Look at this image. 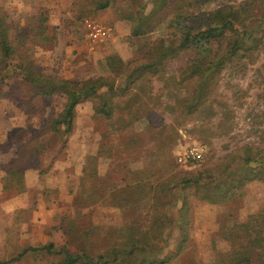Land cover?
Here are the masks:
<instances>
[{
    "label": "rangeland",
    "instance_id": "rangeland-1",
    "mask_svg": "<svg viewBox=\"0 0 264 264\" xmlns=\"http://www.w3.org/2000/svg\"><path fill=\"white\" fill-rule=\"evenodd\" d=\"M36 1L26 3L34 8ZM99 1L81 0L80 16L70 25L66 21L62 37H57L61 25L49 30L47 11L29 9L22 18L7 13L8 36L26 39L29 56L46 74L85 81L113 78V69L119 66L125 71L111 93L112 116L96 112L97 99L84 101L77 106L75 128L68 135L51 125L66 103L62 90L50 96L36 94L14 72L0 85V179L12 169L31 172L29 187L21 192L4 191L0 182L1 260L27 246L49 242L56 247L68 242L73 250L84 247L93 253L125 242L135 227L148 224L154 210L153 186L159 182L177 173L178 177L197 175L228 157L230 166L236 168L245 146L264 151V46L251 58L225 69L212 99L189 112L182 101L188 87L177 82L191 53L171 59L164 75L135 80L122 89L131 70L145 61L148 47L156 39L173 35L169 25L176 14L187 9L205 14L243 0H169L161 9L160 1L112 0L108 11L97 7ZM43 2L54 10L61 6L64 12L72 8L75 13L78 8L73 0ZM12 3L0 0V12ZM156 9L151 15L156 20L153 28L129 37L130 15H149ZM91 18L112 26V37L92 42L84 27L85 19ZM112 19H120L122 27H115ZM112 55L119 59L108 60ZM107 90L103 87L99 93ZM192 144L205 147L203 161L180 160ZM186 193L189 235L186 248L172 258L177 264H216L219 252L230 248L223 231L246 222L264 207V182L260 180L249 182L242 194L221 204L198 200L194 189ZM181 204L175 195H168L159 208L178 217ZM163 233L164 239L157 243L163 249L161 257H172L181 231L170 226ZM42 256V252L29 253L11 264H43Z\"/></svg>",
    "mask_w": 264,
    "mask_h": 264
},
{
    "label": "trees",
    "instance_id": "trees-1",
    "mask_svg": "<svg viewBox=\"0 0 264 264\" xmlns=\"http://www.w3.org/2000/svg\"><path fill=\"white\" fill-rule=\"evenodd\" d=\"M154 1H160L161 9L169 0ZM111 5L112 0H100L97 3L100 9ZM157 10H152L149 15L136 17V12L130 15L128 19L132 21L133 37L146 34L153 28L155 19L151 15L154 16ZM6 18L8 14L0 12V85L7 83L14 72L31 84L36 94L50 96L62 90L67 98L66 103L51 125L53 130H63L65 135L74 130L77 106L84 101L97 99L96 112L112 116L115 105L111 93L115 92L117 77L124 75L125 69L122 66L113 69L116 71L113 78L99 77L85 81H69L56 74H46L36 68L29 56L26 39L16 37V40L8 36ZM263 20L264 0H243L239 5L229 3L205 14L190 13L188 9L178 13L170 20L169 28L173 35L156 39L148 47L144 54L145 61L131 70L127 75L129 79L126 78L128 83L122 89L132 86L135 80L138 82L146 77L164 75L171 59L191 53L183 65L177 84L189 89H186L187 94L182 99L188 112L191 108L197 109L212 99L225 69L235 61L251 58L253 52L264 46ZM115 57L117 56L112 55L108 60ZM134 74L136 78L133 77ZM106 86L107 92L99 93ZM200 161L197 162L201 163ZM230 162L228 157L221 164L206 168L197 175L178 177L177 173L170 180L153 186L154 210L151 211L150 220L147 225L135 227L125 242L97 253L84 247L73 250L68 242L60 247L49 242L42 246H27L14 257L0 259V264H11L35 252H42L43 264H177L172 258L186 248L189 235L190 200L187 190L194 189L198 200L221 204L242 194L249 182H264L263 149L245 146L240 165L233 168ZM24 173V170H9L2 181L3 190L21 192L25 188ZM168 195H175L181 200L178 217L159 208ZM170 226L180 229L181 242L177 245L175 255L161 257L163 249L157 243L164 239L163 231ZM221 235L230 242V248L219 252L216 264H264V207L246 222L235 223Z\"/></svg>",
    "mask_w": 264,
    "mask_h": 264
},
{
    "label": "crops",
    "instance_id": "crops-1",
    "mask_svg": "<svg viewBox=\"0 0 264 264\" xmlns=\"http://www.w3.org/2000/svg\"><path fill=\"white\" fill-rule=\"evenodd\" d=\"M30 1H33V0H30ZM73 1H75V4L78 6L75 13L71 12V11H73L72 8L69 9L68 11L64 12V9H62L61 6H58L57 9L54 10L53 7L44 3L43 0H37L35 3V5H37V7H34V8L32 5H28V3H26V0H24V2H23V0H13V3L11 5L7 4L6 8L4 5L3 6H4V10L6 11V13H8V14L10 13L12 16L17 17V18H22L26 14V12L29 11V9L30 10H36L38 8L39 9L38 12H43V11L46 12L47 11L50 14V18L46 22L49 30L51 31L52 28L54 29L55 26L61 25L58 28L57 37H62V29L64 28L63 26L66 25V23H67L66 21H68L67 24L70 25L73 22L72 19H78V17L80 16L78 9L80 8V1L81 0L80 1L79 0H73ZM110 9L112 10V6H108L106 8L101 9V10L108 11ZM72 15H73V17H72ZM99 16H100V14H99ZM118 17L120 19H122L119 14H118ZM66 18H70V20H66ZM120 19H116V20L112 19V22L114 23L115 27H117L119 29L122 27L121 25H119V23H121ZM95 20H97V19H95ZM97 21H99V20H97ZM113 32H114V29H113ZM128 34H129V37H131L132 36V30ZM30 176H31V172L29 170H25L24 180H25V187L26 188L29 187V177ZM0 182L2 183L1 179H0ZM14 196H16V195H14Z\"/></svg>",
    "mask_w": 264,
    "mask_h": 264
},
{
    "label": "built area",
    "instance_id": "built-area-1",
    "mask_svg": "<svg viewBox=\"0 0 264 264\" xmlns=\"http://www.w3.org/2000/svg\"><path fill=\"white\" fill-rule=\"evenodd\" d=\"M84 27L92 42H104L112 37L113 28L95 19H85ZM205 147L192 144L180 155V160H201L205 156Z\"/></svg>",
    "mask_w": 264,
    "mask_h": 264
}]
</instances>
